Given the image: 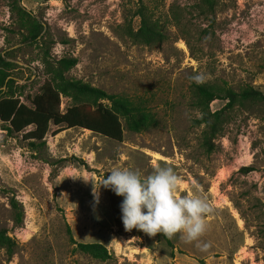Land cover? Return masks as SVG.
Returning <instances> with one entry per match:
<instances>
[{"label":"rangeland","instance_id":"obj_1","mask_svg":"<svg viewBox=\"0 0 264 264\" xmlns=\"http://www.w3.org/2000/svg\"><path fill=\"white\" fill-rule=\"evenodd\" d=\"M200 2L0 0V55L12 63L4 92L22 100L35 94L49 48L53 58H77L69 77L140 98L158 119L142 132L125 128L121 142L81 128L53 135L51 127L43 141L29 143L0 121V229L16 242L12 255L0 247V264H264V103L225 109L214 149L207 151L204 126L193 124L200 112L191 95L198 74L202 83L235 90L250 85L264 93V0H215L205 14ZM17 4L43 25L37 43L25 38ZM143 5L166 34L161 43L145 45L128 34L138 28L134 12ZM226 102L215 99L210 110H223ZM155 166L178 174V196L200 195L211 204L197 241L177 233L170 246L159 233L125 230L123 197L101 183L114 167L146 177ZM12 198L23 209L20 225ZM68 230L78 242L104 244L113 259L75 251Z\"/></svg>","mask_w":264,"mask_h":264},{"label":"trees","instance_id":"obj_2","mask_svg":"<svg viewBox=\"0 0 264 264\" xmlns=\"http://www.w3.org/2000/svg\"><path fill=\"white\" fill-rule=\"evenodd\" d=\"M215 0H201L200 14H205L213 8ZM23 27L27 30L25 38L37 43L41 38L43 25L25 8L17 4ZM134 15L139 16L140 22L136 29L129 27L128 34L136 42L151 45L161 43L166 39V34L158 20L146 6L139 7ZM45 79L33 94H27L25 100L22 94L4 92L12 83L8 70L12 63L0 55V121L9 133L22 134L29 143L43 141L50 132L51 127H56L52 134L56 135L70 128H81L111 140L121 142L124 139V129L132 132H142L158 125L154 112L140 98H130L125 95L109 93L102 88L91 85L81 79L69 77L68 71L77 63V58L62 56L53 58L47 48L41 57ZM191 95L194 106L199 110L200 116L193 119L194 125H203V146L207 151L214 149V139L220 134L222 121L220 114L225 109H232L235 105L246 103H264V93L250 85H243L235 90L228 86L200 83L193 84ZM68 98L71 103L61 110L62 98ZM215 99L226 100L223 110L212 112L210 103ZM11 206L14 210V224L20 225L23 221L22 206L12 198ZM69 242L74 245L75 251L88 254L94 259L107 263L113 259L112 253L99 242H78L70 231ZM162 235L167 244L172 246L170 240ZM16 242L7 234L5 229H0V247L12 255ZM201 264H205L200 260Z\"/></svg>","mask_w":264,"mask_h":264},{"label":"clouds","instance_id":"obj_3","mask_svg":"<svg viewBox=\"0 0 264 264\" xmlns=\"http://www.w3.org/2000/svg\"><path fill=\"white\" fill-rule=\"evenodd\" d=\"M193 80L199 84L204 78L198 74ZM108 172L101 184L123 197L120 210L126 231L138 229L149 236L162 233L169 239L181 233L186 242L197 241L206 232L205 216L213 211L211 204L200 195L178 196L181 179L172 167L155 166L146 177L133 168L114 167ZM98 188L93 189L97 201Z\"/></svg>","mask_w":264,"mask_h":264},{"label":"built area","instance_id":"obj_4","mask_svg":"<svg viewBox=\"0 0 264 264\" xmlns=\"http://www.w3.org/2000/svg\"><path fill=\"white\" fill-rule=\"evenodd\" d=\"M61 110H62V111L65 110V105H64L63 101L61 102Z\"/></svg>","mask_w":264,"mask_h":264}]
</instances>
